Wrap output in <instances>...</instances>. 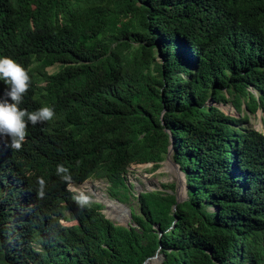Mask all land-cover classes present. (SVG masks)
<instances>
[{"label": "trees", "instance_id": "obj_1", "mask_svg": "<svg viewBox=\"0 0 264 264\" xmlns=\"http://www.w3.org/2000/svg\"><path fill=\"white\" fill-rule=\"evenodd\" d=\"M4 56L29 70L25 108L52 93L67 123L31 130L13 161L28 183L63 163L125 202L127 167H158L170 145L186 191H141L114 223L68 191L3 194L0 153V264H264V135L243 125L264 113V0H0Z\"/></svg>", "mask_w": 264, "mask_h": 264}, {"label": "clouds", "instance_id": "obj_2", "mask_svg": "<svg viewBox=\"0 0 264 264\" xmlns=\"http://www.w3.org/2000/svg\"><path fill=\"white\" fill-rule=\"evenodd\" d=\"M50 66L52 70L48 71L46 68ZM43 70L46 74H52L55 67L47 65ZM40 84L43 86L44 81H41ZM30 85L31 77L29 70L11 57H0V153L6 154L8 157L5 161V171L8 175H4L1 178V181L5 184L3 194L9 188L15 189L21 187L23 194H20V197L27 196L44 199L47 191L46 202H48L52 199V196H55L54 199L56 200L59 197V192L66 196V192L68 191L79 210L90 209L95 201L85 191H77L74 186L91 176L74 182L70 168L63 163H58L56 170L45 168L40 172L41 177L37 178V187L35 184L26 181V179H32L35 172L33 171L30 175L13 162L20 159L24 151L22 147L36 124L48 122V127L52 130L51 134H64L67 132V123L64 122L65 118L63 120L60 118L63 114L61 105L53 97L52 93L47 95L45 104L41 105L40 108L34 111H28L25 108L23 97L28 92ZM260 112L263 113L261 110ZM252 129L264 135V129L262 131L255 128ZM79 163L77 161V165ZM62 203L63 199L58 201L57 204L58 206H62ZM71 221L73 220L59 219V222L63 225Z\"/></svg>", "mask_w": 264, "mask_h": 264}, {"label": "rangeland", "instance_id": "obj_3", "mask_svg": "<svg viewBox=\"0 0 264 264\" xmlns=\"http://www.w3.org/2000/svg\"><path fill=\"white\" fill-rule=\"evenodd\" d=\"M46 69L51 71L52 67L50 66ZM218 106L226 113H233V108L228 103L218 104ZM263 122L264 113L256 110L253 114H248L247 121L243 125L262 131L264 129ZM179 170L170 153L158 163V167L156 168H152L151 163L130 164L124 177L126 184L130 187L129 192L131 195L128 197V201L125 202H120L116 198L111 197L107 192V182L101 178L90 177L74 186V188L77 191H85L92 197L93 201L98 202L101 205V212L112 222L124 224L125 215H128L130 208H133L137 212L135 199L132 195L135 196L141 191L161 189V184L173 183L174 192L178 198L183 199L186 188L183 175ZM127 217L129 222L130 216ZM159 260L160 255H157L149 263L157 264Z\"/></svg>", "mask_w": 264, "mask_h": 264}, {"label": "water", "instance_id": "obj_4", "mask_svg": "<svg viewBox=\"0 0 264 264\" xmlns=\"http://www.w3.org/2000/svg\"><path fill=\"white\" fill-rule=\"evenodd\" d=\"M170 150H171V146L169 145V149H168V152H167V154H166V157H167V155H169ZM179 171H180V170H179ZM180 172H181V171H180ZM182 175H183V174H182ZM175 198H176V202L182 200V199L178 198V196H177L176 193H175ZM129 214H130V212H128V216H130ZM127 224H128V221L124 223V225H127ZM156 228H157V224H156ZM157 255H158V254H154V255H152L151 257H148L147 259L144 260V262H143L142 264H149V261H150L151 259L157 257Z\"/></svg>", "mask_w": 264, "mask_h": 264}]
</instances>
